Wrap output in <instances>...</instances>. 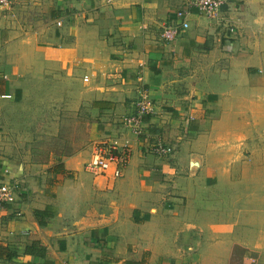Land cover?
Returning <instances> with one entry per match:
<instances>
[{
  "label": "crops",
  "instance_id": "obj_1",
  "mask_svg": "<svg viewBox=\"0 0 264 264\" xmlns=\"http://www.w3.org/2000/svg\"><path fill=\"white\" fill-rule=\"evenodd\" d=\"M191 1L0 9V97L26 73L73 78L76 106L98 117L94 143L126 134L120 121L140 90L154 104L117 179L91 176L76 157L10 170L18 189L0 211V264H264V0H226L215 20ZM36 8L46 26L28 24ZM177 11L187 29L158 42ZM156 141L172 154H149Z\"/></svg>",
  "mask_w": 264,
  "mask_h": 264
},
{
  "label": "rangeland",
  "instance_id": "obj_2",
  "mask_svg": "<svg viewBox=\"0 0 264 264\" xmlns=\"http://www.w3.org/2000/svg\"><path fill=\"white\" fill-rule=\"evenodd\" d=\"M10 1L1 9L10 7ZM29 17L32 28L46 26V10L36 8ZM43 40L40 44L46 42V36ZM26 74L18 76L14 84L18 86L9 99L0 97V180L15 181L11 169L42 168L61 157L81 158L84 166L97 136L92 125L98 117L91 116L86 105L76 106L73 78L52 83L46 72L31 77ZM60 93L66 99L60 101ZM107 203L99 197L97 208H106Z\"/></svg>",
  "mask_w": 264,
  "mask_h": 264
},
{
  "label": "built area",
  "instance_id": "obj_3",
  "mask_svg": "<svg viewBox=\"0 0 264 264\" xmlns=\"http://www.w3.org/2000/svg\"><path fill=\"white\" fill-rule=\"evenodd\" d=\"M225 2L226 0H192L190 4L207 20H215ZM10 3V0H0V9L9 6ZM56 26H60V23L57 22ZM187 27L185 12L177 11L173 20H166L158 26L157 41L164 44L170 43ZM227 31L232 33L233 30L228 28ZM1 98H9V96H1ZM133 106V112L121 118L120 121L126 134L121 133V138H103L94 143L92 153L83 166V170L91 176H106L113 179L121 177L131 155L130 140L142 135L144 118L154 111V104L145 90H140ZM147 152L155 157H169L173 148L156 141L149 145ZM17 189L18 185L14 181L0 180V211L15 205Z\"/></svg>",
  "mask_w": 264,
  "mask_h": 264
},
{
  "label": "trees",
  "instance_id": "obj_4",
  "mask_svg": "<svg viewBox=\"0 0 264 264\" xmlns=\"http://www.w3.org/2000/svg\"><path fill=\"white\" fill-rule=\"evenodd\" d=\"M51 172H52L53 174H57V173H58V171L55 169V167L52 168Z\"/></svg>",
  "mask_w": 264,
  "mask_h": 264
}]
</instances>
